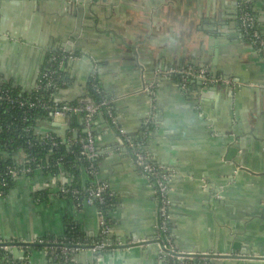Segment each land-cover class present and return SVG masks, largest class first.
<instances>
[{"label": "crops", "instance_id": "crops-1", "mask_svg": "<svg viewBox=\"0 0 264 264\" xmlns=\"http://www.w3.org/2000/svg\"><path fill=\"white\" fill-rule=\"evenodd\" d=\"M247 3L264 39V0ZM238 10L239 0H0V83L28 92L54 52L72 51L55 99L93 100L94 76L111 103L115 126L104 114L93 121L98 178L115 194L121 242L106 264H161L154 182L118 146L119 132L170 174L168 231L178 250L234 256L200 264H264V50L243 35ZM189 68L221 80L189 75L183 87ZM82 127L81 116H58L39 132ZM56 191L47 171L16 178L0 197V240L63 236L73 224L95 236V207L77 211ZM3 252L21 261L13 247ZM29 264L55 263L36 244Z\"/></svg>", "mask_w": 264, "mask_h": 264}, {"label": "built area", "instance_id": "built-area-1", "mask_svg": "<svg viewBox=\"0 0 264 264\" xmlns=\"http://www.w3.org/2000/svg\"><path fill=\"white\" fill-rule=\"evenodd\" d=\"M239 23L243 35H245L260 50H264V39L259 32L253 15L251 14L247 0H239ZM77 56L72 51L54 52L51 55V64L42 71L30 95L23 96V93L16 94L14 86L0 83V110L14 111L18 116L26 121L30 117L32 123L26 124L23 128L29 132V139L26 140L28 146H35L44 152V157L39 158L36 153H26L18 148L12 159L0 153V197L7 192L8 182L15 180L19 176L32 174L37 170L49 171L50 158L60 147H65L74 154L75 160L79 164L80 177L85 175L87 180L82 184L74 182L75 174L72 170L65 169L62 157H58L50 172L56 181V196L63 200H68L77 211L83 207L92 205L98 222V232L95 236L85 237L78 226H69L68 232L63 236H53L50 238H32L27 241L22 240H0V250L16 246L24 248V255L17 264H29V255L33 245L43 248L46 257L55 264H79L78 256L89 254L90 259L81 264H106L104 254L117 249L121 242L115 239L114 226L111 213L116 207L115 194L107 183L99 180L97 159L98 153L95 148L93 121L98 114H104L111 126H115V118L110 101L102 94L96 77L89 78V87L99 95L98 100L87 102L67 103L59 102L55 99L57 89L66 84L59 76L61 66L68 60H74ZM189 75L204 77L209 82H218L220 78H212L204 70L189 68L182 74L183 87L186 86ZM224 82H228L226 79ZM151 90V88H146ZM50 113V119L58 116L74 117L81 116L83 127L75 134L73 129H69L64 136L53 132H39V127L43 119L34 116L36 111ZM17 116V115H16ZM1 124V121H0ZM119 132V131H118ZM118 146L132 151L134 161L141 172L150 177L154 182V194L157 202L158 220L156 223V246L160 256L161 264H200L204 257H195L193 251L178 250L168 231L170 174L162 166H155L147 160L145 154L140 151L138 144L125 136L122 132L117 135ZM78 146L79 151L75 152L73 147ZM75 167H73L74 169ZM27 243V244H26ZM8 244V245H5ZM0 264H16L15 262Z\"/></svg>", "mask_w": 264, "mask_h": 264}, {"label": "trees", "instance_id": "trees-1", "mask_svg": "<svg viewBox=\"0 0 264 264\" xmlns=\"http://www.w3.org/2000/svg\"><path fill=\"white\" fill-rule=\"evenodd\" d=\"M8 86H13L10 83H6ZM14 92L16 94L22 93L17 87H13ZM30 95V93L25 92L22 95ZM91 94L94 100L99 99V95L96 94V92L91 89ZM17 115V116H16ZM19 114L15 113L14 111L11 110H0V153L5 154L8 156L9 160L12 159V156L14 155L15 151L18 148L23 149L26 153L32 154L36 153L39 158L44 157V152L41 151L40 149L36 148L35 146H28L26 143V140L29 139L30 135L29 132L24 131V127L28 123H32L33 120L27 118L26 121L22 120L21 116H18ZM34 116H38V118L43 119V120H49L50 119V113L48 112H42L40 110L36 111ZM76 126V125H75ZM75 152L79 151L78 146L73 147ZM58 157H62V163L63 167L68 170H72L75 174L74 177V182L76 184H82V180L80 177V172L78 170L79 164H83V161L77 162L74 158V154L71 151H68L65 147H60L57 150H55V153L51 156L50 160V170L47 172H52L53 171V165ZM73 167H75L73 169ZM46 171V170H45ZM44 171V172H45ZM33 174V173H32ZM32 174H28L31 176ZM14 180H10L8 182L7 190L10 188ZM68 232V229H67ZM0 262L1 263H8L12 262L7 256L6 253H4L2 250H0ZM16 264L18 262H15Z\"/></svg>", "mask_w": 264, "mask_h": 264}, {"label": "water", "instance_id": "water-1", "mask_svg": "<svg viewBox=\"0 0 264 264\" xmlns=\"http://www.w3.org/2000/svg\"><path fill=\"white\" fill-rule=\"evenodd\" d=\"M5 245H8V244H5ZM13 249H14V253L16 251V252L20 253L21 256H23V254L18 250V248L16 246H14ZM193 256H195V257H205V258H211V257H214V258H218V257H234V256H226V255L225 256H220L219 254H203V253H196V252H195V254H193ZM261 256L262 255H260V256L257 255L256 257L252 256L251 258H263ZM238 257L246 258L247 256H238Z\"/></svg>", "mask_w": 264, "mask_h": 264}]
</instances>
